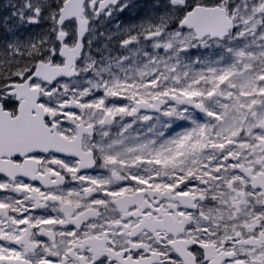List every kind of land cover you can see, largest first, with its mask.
Masks as SVG:
<instances>
[{
	"label": "snow or ice",
	"instance_id": "obj_1",
	"mask_svg": "<svg viewBox=\"0 0 264 264\" xmlns=\"http://www.w3.org/2000/svg\"><path fill=\"white\" fill-rule=\"evenodd\" d=\"M9 7L0 264H264V0Z\"/></svg>",
	"mask_w": 264,
	"mask_h": 264
},
{
	"label": "flooded vegetation",
	"instance_id": "obj_2",
	"mask_svg": "<svg viewBox=\"0 0 264 264\" xmlns=\"http://www.w3.org/2000/svg\"><path fill=\"white\" fill-rule=\"evenodd\" d=\"M137 3L139 4H148L151 2V0H136ZM127 18H130V14L129 13H123L121 16L117 17L118 20H125ZM116 21L113 20V21H108L106 22L103 26H101V31H104V28H111L112 25L115 23ZM119 22V21H117Z\"/></svg>",
	"mask_w": 264,
	"mask_h": 264
},
{
	"label": "trees",
	"instance_id": "obj_3",
	"mask_svg": "<svg viewBox=\"0 0 264 264\" xmlns=\"http://www.w3.org/2000/svg\"><path fill=\"white\" fill-rule=\"evenodd\" d=\"M10 2H14V0H0V11L4 8L5 9V6H7V4H10ZM3 9V10H4ZM3 17V16H2ZM4 37V38H3ZM7 37V34H6V31L5 29L0 26V41H2V39H6Z\"/></svg>",
	"mask_w": 264,
	"mask_h": 264
},
{
	"label": "rangeland",
	"instance_id": "obj_4",
	"mask_svg": "<svg viewBox=\"0 0 264 264\" xmlns=\"http://www.w3.org/2000/svg\"><path fill=\"white\" fill-rule=\"evenodd\" d=\"M32 31V29L31 28H28L27 26L25 27V29H23V30H21L20 31V33H19V35H21V36H25V35H27L30 31ZM27 31V32H26ZM199 53H196V52H194L193 53V55H198Z\"/></svg>",
	"mask_w": 264,
	"mask_h": 264
},
{
	"label": "bare ground",
	"instance_id": "obj_5",
	"mask_svg": "<svg viewBox=\"0 0 264 264\" xmlns=\"http://www.w3.org/2000/svg\"><path fill=\"white\" fill-rule=\"evenodd\" d=\"M30 31V30H29ZM27 32V31H26ZM4 38V37H3Z\"/></svg>",
	"mask_w": 264,
	"mask_h": 264
}]
</instances>
